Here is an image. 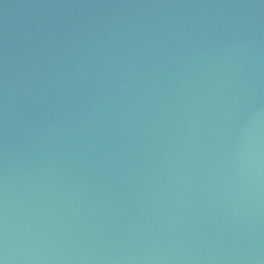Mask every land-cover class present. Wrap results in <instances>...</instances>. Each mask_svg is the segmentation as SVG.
Instances as JSON below:
<instances>
[{
	"label": "water",
	"instance_id": "1",
	"mask_svg": "<svg viewBox=\"0 0 264 264\" xmlns=\"http://www.w3.org/2000/svg\"><path fill=\"white\" fill-rule=\"evenodd\" d=\"M0 264H264V0H0Z\"/></svg>",
	"mask_w": 264,
	"mask_h": 264
}]
</instances>
